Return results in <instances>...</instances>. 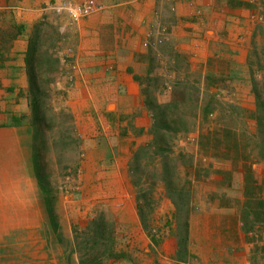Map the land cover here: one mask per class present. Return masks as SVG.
Wrapping results in <instances>:
<instances>
[{"label":"crops","instance_id":"1","mask_svg":"<svg viewBox=\"0 0 264 264\" xmlns=\"http://www.w3.org/2000/svg\"><path fill=\"white\" fill-rule=\"evenodd\" d=\"M54 1L43 0V27L50 24L57 33L50 88L63 93L58 106L72 114L82 156L77 174L82 186L74 181L71 185L83 188L74 194L79 200L85 194L88 210L83 213L91 211L93 218L98 207L113 214L114 249L122 256L112 264H264V163L251 164L250 183L241 162L234 166L231 159L204 156L206 194L189 213L184 260L174 256L173 217L159 230L157 244L142 227L128 167L130 149L150 139L145 131L133 134L130 128L143 124L139 113L146 114L145 84L139 77L172 76L179 60L191 67L203 64L206 70L210 58L219 56L220 46L236 43L233 31L240 28H233L239 21L233 14L248 12V6L231 0H102L103 10L72 20L51 8ZM37 25L41 29V0H0V221H23L22 238L30 257L38 238L41 252V226H36L41 225V188L34 171L27 96L28 46ZM63 56L75 64L71 82L65 76L69 67ZM156 91L158 101H169L168 95ZM250 184L253 193L247 189ZM210 189L220 195L209 196ZM55 205L51 216L57 228L43 227V264H67L47 260L46 231L55 249L57 234L72 238L70 227L60 223L58 209L65 206L61 198ZM49 214L43 202L44 226ZM66 214L72 218L75 211L68 208ZM1 227L3 231L6 227L0 226V242L5 243L9 235ZM39 258L19 264H41V254Z\"/></svg>","mask_w":264,"mask_h":264},{"label":"rangeland","instance_id":"2","mask_svg":"<svg viewBox=\"0 0 264 264\" xmlns=\"http://www.w3.org/2000/svg\"><path fill=\"white\" fill-rule=\"evenodd\" d=\"M252 3L254 6L248 12L233 14L235 16L233 19L240 21H236L238 24L233 27L240 28L233 31L237 33L236 43H225L224 46H220L219 50L223 51L222 55L218 51L219 56L214 55L210 58L206 70L203 69V64L191 67L186 61L179 60L174 63L176 73L172 76L146 75L139 77L144 82L150 96L157 98L156 90L160 89L159 94L168 95L169 100L172 97L179 100V111L187 122V130L177 133L169 145L175 156L178 155V152L181 153L178 155L180 165L177 169V177L179 182L188 187L191 204L206 194L202 182L207 177V159H204V148L201 147L202 151L198 146L200 133L204 134L203 139L207 135L212 141L207 146L209 152L213 151V144L217 141L222 148L227 137H225L224 128H230L235 133L232 135L239 143L240 149L247 151L253 157H257L258 152L260 153L257 146L260 136H254L255 119L251 118L250 114L256 106L253 92L254 82H256V88L260 91L264 102V19L261 14L264 11V0H252ZM56 38L55 29L50 24H46L43 27V52L47 51L48 55L53 52ZM39 51L37 52L38 55L41 54V48ZM208 70L212 72L208 73ZM52 79H54L53 76ZM61 96L57 90H52L49 85L47 100H44V106H50L56 112L62 110L66 115H55L51 109L44 111L46 120L43 124V202L47 214L50 213V217L45 221L47 226L43 225V227L57 228L55 227L54 216L51 215L54 207H56L55 199L61 198L65 206L58 209L62 215L60 223H62L63 228L70 227L72 238L70 240L68 237L58 234L54 236L57 242V250L54 246L55 243L49 240L50 234L46 231L49 248L47 260L62 259L67 264H75L76 255L78 264H81L80 256L85 262L97 258V261L103 264H112L122 256L121 252L114 249L115 237H113V243L110 245L106 235L108 230L113 229V214L98 207L96 212L93 210L95 212L93 218H97V220L101 218L105 226L104 231L102 228L100 233H96L91 230L92 228L86 227L93 218H91V211L89 214L83 213L88 210L83 199L85 194L83 193L81 200H79V196H74L75 192L83 189L80 187L78 189L73 188L76 185H71V181H74L77 185L82 186L81 179L79 182L77 181L82 158L79 149L80 140L73 124V117L71 123L70 117L67 115L70 112L63 106H58L61 102ZM205 105L211 111L207 115V120H204L200 114V109ZM139 116L142 123H148L149 117L146 114L140 112ZM28 121H30V116ZM131 132L135 133L132 130ZM33 133L34 171L41 188V124L37 125ZM130 146L133 145L130 144ZM133 149H130L131 153ZM150 155L153 160L149 167H140L136 174L141 177L140 191L145 193L141 200L143 209L149 217V223L159 231L164 229L169 218L173 217V205L159 181L158 172H156L159 166L158 156L153 151L150 152ZM146 160L147 157L143 156L142 161ZM207 194L213 197L220 195V192L210 189ZM68 208L75 211L74 218H71L70 214H66ZM7 222L0 221V226L2 224L3 227H6L4 231L1 227V231L9 235L5 243L0 242V264H19L24 259L26 261L27 258H30L31 261H39L41 252L37 247L40 238L37 237L38 241L35 246L31 245L30 257L26 252L29 245L25 244L22 238V228L26 225L23 221L17 220L9 221L10 224ZM4 223H7L8 226H4ZM36 226L39 228L41 225L36 224ZM60 247H62L61 250ZM109 247L112 248L111 251H108Z\"/></svg>","mask_w":264,"mask_h":264},{"label":"trees","instance_id":"3","mask_svg":"<svg viewBox=\"0 0 264 264\" xmlns=\"http://www.w3.org/2000/svg\"><path fill=\"white\" fill-rule=\"evenodd\" d=\"M232 4H237L240 6H248L247 8L252 9L253 3L246 0H231ZM262 18L264 19V11H262ZM41 29L37 25L33 29L32 36L28 46V81H29V91L28 96V105H29V124L32 126L34 131L37 128V125L41 124V54L38 55V51L41 48ZM40 52V51H39ZM45 56V57H44ZM49 56V57H48ZM43 106L44 102L47 100L49 85L53 81L52 73L56 68V58L52 56V53L48 55L47 51L43 52ZM39 69V70H38ZM51 77H49L50 75ZM256 82H254L253 92L255 95V108L251 111V118L255 119V132L254 136H260V141L257 143L259 147L258 156L253 157L247 151L240 149V145L237 140L233 137L232 134H235L232 129L224 128V134L226 137V143L222 144V148L219 145V141L213 144V151L209 152L207 146L212 142L211 139L205 136L203 139V133H200V139L198 140L199 149L204 148V154L211 157H221L231 159L232 164L235 166L239 162L242 163L243 169L247 172L245 180L246 182H253L254 178L252 176L251 164L263 161L264 162V120H263V97L260 94V91L256 88ZM63 94V93H61ZM143 105L146 110V115L149 117L147 129L145 130L144 123L138 125L130 124V128L134 131V134H141L146 132L150 135V139L143 143L138 144L132 151L130 160L128 162L129 167V176L132 184L136 188V197L138 199V214L140 217V222L142 227L150 237L152 243L157 244L160 240V234L157 228L153 227L149 223V217L143 209L142 198L145 196V193H142L140 190V176L136 174V171L140 167L150 165V162L153 160L150 152H155L158 156V178L167 197L170 199L174 206L173 210V219L174 227L173 232L176 236L177 248L175 252V258L177 260L186 259L187 251V238H188V216L194 204H191L190 195L188 187L184 183L178 181L177 169L179 167V154L175 156L172 149L170 148L169 142L175 138V135L179 132L187 130V122L179 111V100L176 98H171L167 102H160L155 96H150L147 89L144 87L143 91ZM45 100V101H44ZM51 109L52 113L55 115L62 114L66 115L65 112L60 110L56 112L50 108V106H44L43 110V124L46 120L44 111ZM211 112L208 106H203L200 109V114L204 120H207L208 113ZM70 117L72 123L71 113L67 114ZM140 115V113H139ZM29 118V117H28ZM202 137V138H201ZM202 147V148H201ZM209 152V153H208ZM143 156L147 157L146 161H142ZM151 157V158H150ZM147 167V168H148ZM226 178H229V174H226ZM187 181V180H186ZM153 186V185H152ZM249 192H254L253 184L247 186ZM257 206L261 207L262 202L258 200ZM191 206V207H190ZM100 220V221H99ZM101 218H93L90 220L88 226L89 229L94 230L96 233H100V230H105L104 223L101 221ZM167 224H170V221H167ZM113 229L106 232L107 237L109 238L110 245L113 243ZM95 235V234H94ZM96 236V235H95ZM112 248L109 247L108 251H111ZM81 255V253H80ZM81 264H103L96 260H91L85 262L80 256Z\"/></svg>","mask_w":264,"mask_h":264},{"label":"built area","instance_id":"4","mask_svg":"<svg viewBox=\"0 0 264 264\" xmlns=\"http://www.w3.org/2000/svg\"><path fill=\"white\" fill-rule=\"evenodd\" d=\"M105 3L102 0H56L51 4V8L56 13H66L70 19L78 20L82 17L103 10ZM62 62L67 64L69 71L66 73V79L72 81L75 64L70 63L66 56L62 57Z\"/></svg>","mask_w":264,"mask_h":264},{"label":"bare ground","instance_id":"5","mask_svg":"<svg viewBox=\"0 0 264 264\" xmlns=\"http://www.w3.org/2000/svg\"><path fill=\"white\" fill-rule=\"evenodd\" d=\"M10 189V188H9ZM13 260V259H12Z\"/></svg>","mask_w":264,"mask_h":264}]
</instances>
